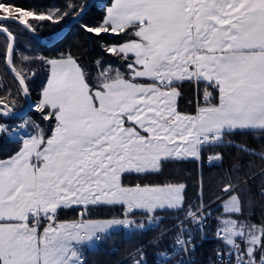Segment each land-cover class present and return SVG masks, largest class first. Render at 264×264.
Segmentation results:
<instances>
[{"label":"snow or ice","instance_id":"6c2138e0","mask_svg":"<svg viewBox=\"0 0 264 264\" xmlns=\"http://www.w3.org/2000/svg\"><path fill=\"white\" fill-rule=\"evenodd\" d=\"M84 10L72 2L45 13L0 0L6 62L25 95L26 77L14 66L12 27L34 33L32 21L59 23ZM82 30L133 37L105 49L127 71L97 61L92 77L71 55L49 60L51 74L35 108L55 121L51 135L35 124L39 131L31 134L0 123V136L19 144L0 159V264H86V248L121 228L158 227L164 211L184 217L169 246L160 247L167 233L156 239L155 255L159 264H173L175 257L185 264L183 256L195 247L188 226L200 231L212 215L202 188L200 202L185 207V184H128L126 177L159 172L169 160L199 161L205 147L230 146L227 138L237 132L264 133V0H111L102 23H85ZM180 81L204 84L206 103L195 114L177 110ZM0 106V116L14 114L8 97ZM236 147L256 155L246 145ZM208 160L222 161L223 154ZM222 180L216 264H264V222L244 215L248 181L232 169ZM100 205L121 207L120 217L92 219L83 211ZM74 207L82 209L78 218H60ZM133 264H149L142 247Z\"/></svg>","mask_w":264,"mask_h":264},{"label":"trees","instance_id":"16d2710c","mask_svg":"<svg viewBox=\"0 0 264 264\" xmlns=\"http://www.w3.org/2000/svg\"><path fill=\"white\" fill-rule=\"evenodd\" d=\"M72 2L86 7L90 0H12V3L22 9L45 13L57 9L64 11L66 6ZM110 3L111 0H95L69 31L51 45L40 42L23 26L12 27L11 30L16 35L15 47L13 48L14 66L26 77L25 83L28 86L33 103L39 102L42 97V90L47 84L46 82L50 75L49 60L71 55L77 59L92 77H95L98 71L97 61H100L104 66L112 65L113 67H120L122 71H127L123 62L118 57L106 52L105 49L107 46L123 43L126 39L133 37L130 35L125 36L123 33L119 36L104 33L97 37L95 34H89L82 30V25L85 23L92 26L102 23L106 15V8ZM75 17L76 15L73 14L65 17L59 23L49 21H32V23L36 28L35 32L38 37L51 41ZM6 45V35L0 33V98L8 97L9 100L14 101V110L24 111L27 105L26 95L20 90L21 86L14 73L9 71L5 58ZM25 57L28 59L25 60ZM176 86L180 92L177 107L180 112L187 111L193 114L198 106L206 103V101L201 99L204 94L203 83L197 85L194 81H185ZM208 91H211L213 96L216 95L214 89L209 88ZM9 93H11L10 96ZM41 114L44 116V113ZM29 117L33 124L39 125V129H42L46 136L51 135V129L55 125L54 120L44 119L40 114L34 112H31ZM24 119L13 114L7 117L1 116L0 123L13 127L19 126ZM35 129L34 133L39 131V129ZM227 140L231 141L230 146L205 147L202 157L203 164L201 165L195 160H169L163 164L159 172L142 176L128 175L125 182L128 184L144 183L152 185L183 183L186 185L185 200L189 206L200 202L198 195L202 188L203 195L201 199L211 204L210 211L212 213L208 220L211 228L205 232L214 234L216 218L223 215L221 202L217 199L218 196H222L220 192V186L223 183L222 177L229 169H232L234 176L248 181L245 191L250 195L247 197L248 211L245 212V217L255 223L264 222V196L260 195L261 190L264 189V174H262L264 173V159H261V154H264V133L259 131L237 132L228 137ZM237 145L250 147L255 151L256 155H248L241 152L236 147ZM18 147L19 144L12 137L7 135L0 136V159L8 158L14 154ZM216 153L223 154L222 163L212 167L206 165L204 163L206 159ZM80 211L82 210H64L59 215L61 219H75ZM121 212L122 209L119 206L98 207L88 209L87 216L92 219L119 218ZM175 217H170V219L163 221L156 227V230L122 228L118 231H113L101 241L102 244L98 248L90 247L85 249L84 258L86 264H117L123 261V259L133 255L138 248H144L147 244L156 241L163 233H168L183 218L181 216ZM200 232L195 230L196 241H200L198 237ZM174 235L175 231L165 235L160 242V247L169 246ZM212 245H214L213 242L205 240L199 243L197 248V254L200 256V259L197 257L199 261L204 263L213 254ZM157 251L158 248L151 245L148 249L149 257L152 258L151 253H157Z\"/></svg>","mask_w":264,"mask_h":264},{"label":"built area","instance_id":"2783aa9c","mask_svg":"<svg viewBox=\"0 0 264 264\" xmlns=\"http://www.w3.org/2000/svg\"><path fill=\"white\" fill-rule=\"evenodd\" d=\"M201 99L204 100V96H202ZM136 219H137V218H136ZM161 220H162V219H161ZM162 221H163V220H162ZM160 223H161V222H159V220H158V224H160ZM177 226H178V224H177L176 226H174L173 229H171L168 233H170V232H172V231H175V232H176V230H177ZM209 227H210V226H209V223H208V221H207V225L203 226V228H202V230H201V237L204 238V239H206V240H209V241L217 239L216 236H215V237H206V236H204V234H202L203 230H205V229H207V228H209ZM193 230H194V227H193V226H188V232H189V234L193 237V242H194L195 247L192 249V251H191L190 254H185V255L183 256V259H184V261H185V264H216V262H217V249L221 247V244H216L214 247H212V249L214 250L213 254H212L211 256H209V258L207 259L208 262L206 261V262L202 263L201 261H199V260L197 259V256H198V254H197V252H198V250H197V248H198V244H197V242L195 241V238H194V231H193ZM168 233H167V234H168ZM217 240H218V239H217ZM150 245H151V244H150ZM150 245H148V246H150ZM148 246H146V248H147ZM151 255H152V253H151ZM173 257H175V254H174V253H173ZM147 258H148V257H147ZM130 259H133V257H129L128 259H126V260H124V261L130 260ZM148 259H149V258H148ZM154 259H155V260H154ZM159 259H160V258L154 254V255H152V258L149 259V264H154V262H155V264H159ZM179 259H180V257H175V259H174V261H173V264H179ZM120 264H122V263H120ZM130 264H133V260L131 261Z\"/></svg>","mask_w":264,"mask_h":264},{"label":"water","instance_id":"95a60500","mask_svg":"<svg viewBox=\"0 0 264 264\" xmlns=\"http://www.w3.org/2000/svg\"><path fill=\"white\" fill-rule=\"evenodd\" d=\"M95 0H90L89 4L85 7V10L83 12L82 15L80 16H76L72 21H70L67 25V28L64 29L62 32H60L59 34L56 35V37L51 40V41H46L45 39L43 40L42 38L38 37L36 32H30V34L33 36V37H36L40 42H42L43 44H47V45H51L53 43H55L57 40H59L60 38H62L66 33L67 31L79 20V18L81 16H83L86 11L89 9V7L94 3ZM15 47V42H14V45H13V48ZM14 50V49H13ZM8 68H9V71H11V67L8 65ZM13 73V72H12ZM15 75V74H14ZM16 77V76H15ZM27 85V84H26ZM26 100H27V105H26V108L24 109V111H16L13 109V113L15 115H18L20 117H24V115H27L31 110H32V98H31V95H30V92H28V94L26 95Z\"/></svg>","mask_w":264,"mask_h":264},{"label":"rangeland","instance_id":"374dc122","mask_svg":"<svg viewBox=\"0 0 264 264\" xmlns=\"http://www.w3.org/2000/svg\"><path fill=\"white\" fill-rule=\"evenodd\" d=\"M105 34H111V33H105ZM111 35H113V34H111ZM51 67V66H50ZM18 80V79H17ZM47 83V82H46ZM47 85V84H46ZM28 87V86H27ZM38 102H35V103H33L32 102V110L27 114V117H29V114L31 113V112H34V113H38V114H40L42 117H44L42 114H41V112H39V111H37L36 110V108H35V105L37 104ZM0 109H2V106H0ZM1 117V116H0ZM25 120H27L28 121V124L25 126V128L23 129V130H21V129H16V132H21V131H23V132H27V133H31V134H35L34 132L36 131V129L33 127V123L31 122V120H30V117H29V119H24L23 121H22V123H24V121ZM30 127L29 129H28V127ZM14 135H16V133L14 134ZM185 207H189V205H187V204H185ZM184 215V213H182V212H170L169 214H158V217H159V222H162V220H163V218L165 217V220H163V221H166V220H168V219H170V216H172L173 218L175 217V216H177V217H179V216H183ZM177 217H175V218H177ZM162 219V220H161ZM122 229V228H121ZM120 230V229H119ZM166 232V231H165ZM176 233V232H175ZM164 237V236H163ZM172 243V242H171ZM151 246H148L146 249H144V251H145V253L146 252H148V249L150 248ZM118 264V263H117Z\"/></svg>","mask_w":264,"mask_h":264},{"label":"crops","instance_id":"0c3cea01","mask_svg":"<svg viewBox=\"0 0 264 264\" xmlns=\"http://www.w3.org/2000/svg\"><path fill=\"white\" fill-rule=\"evenodd\" d=\"M110 6V5H109ZM50 74H51V67H50ZM50 76V75H49ZM183 82H185V81H180V82H176V85H178V84H181V83H183ZM175 85V86H176ZM176 88H177V86H176ZM177 91L179 92V89H177ZM180 93V92H179ZM178 98H179V96L176 98V106L178 107ZM203 106V105H202ZM178 110V109H177ZM179 111V110H178ZM196 111V110H195ZM181 113H186V114H190V113H188L187 111L186 112H181ZM193 114H195V112L193 113ZM250 132H256V131H250ZM174 160H177V159H174ZM187 161L188 160H192V159H186ZM196 161V160H195ZM201 161H202V159L201 160H199V161H197L198 162V164L199 165H201ZM98 207H109V206H107V205H100V206H94V207H90V208H98ZM89 208V209H90ZM75 209H80V210H82L80 207H74V208H72V209H65V210H75ZM88 210V209H87ZM87 210H83V211H86V214H88L87 213ZM64 211V210H63ZM62 212V211H61ZM81 212V211H80ZM170 212H173V211H164V212H160V214H169ZM175 212V211H174ZM60 214V213H59ZM159 214V213H158ZM78 218V217H77ZM75 219H76V217H75ZM116 231H118V230H116ZM93 247V246H92Z\"/></svg>","mask_w":264,"mask_h":264},{"label":"bare ground","instance_id":"6f19581e","mask_svg":"<svg viewBox=\"0 0 264 264\" xmlns=\"http://www.w3.org/2000/svg\"><path fill=\"white\" fill-rule=\"evenodd\" d=\"M66 28H67V27H66ZM66 28H65V29H66ZM68 31H69V30H68ZM68 31H67V32H68ZM135 254H136V252H135L133 255L129 256V257H134ZM197 257L200 259V256H199V255H198ZM154 260H155V259H154Z\"/></svg>","mask_w":264,"mask_h":264}]
</instances>
